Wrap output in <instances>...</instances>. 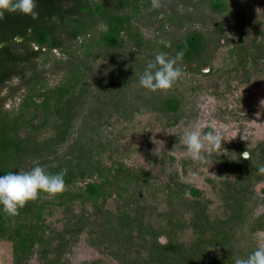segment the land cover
Returning a JSON list of instances; mask_svg holds the SVG:
<instances>
[{
	"label": "rangeland",
	"instance_id": "1",
	"mask_svg": "<svg viewBox=\"0 0 264 264\" xmlns=\"http://www.w3.org/2000/svg\"><path fill=\"white\" fill-rule=\"evenodd\" d=\"M239 1L247 10L240 19L229 22L234 30L226 18L210 14L206 3L193 13V21L180 23L177 21L185 20L182 14L171 23L162 12L155 14L151 4L142 6L132 19L124 48L93 62V71L101 63L107 65L102 85L111 88L105 89L98 101L107 100L108 109L106 105L93 109L101 125L92 138L103 149L104 164L111 163V154L122 165H114L111 194L98 202L100 214L87 219L85 229L62 253L61 262L127 264L123 260L131 257L133 264H140V257L148 253L145 242H137L121 257L106 245L108 232L101 222L116 215L123 201L129 202L130 210H139L136 214L142 223L138 230L147 239L156 238L163 244L173 239L164 253H172L175 242L179 245L176 249H190V258L176 264H207L210 253L217 264H235L264 244V0ZM169 3L164 7L170 8ZM194 28L202 29L209 40V64L198 68L197 62L190 67L179 61L184 75L173 89L153 93L142 88L140 76L156 54L166 53L163 44L169 45ZM113 69L117 71L112 74ZM98 78L94 76V84ZM54 80L56 76L50 82ZM17 83L14 79L10 85ZM21 91L5 103L10 114L20 105ZM167 97L179 100L177 110L164 109ZM92 108L91 103L83 107L75 126L81 129L83 144L90 141L84 116ZM49 126L46 124L39 133L48 134ZM193 129L218 131L225 137L223 149L207 154V163L192 161L179 139ZM25 134L35 135L30 129ZM70 141L68 138L60 148L59 156L67 155ZM131 173L135 176L132 182L128 180ZM82 183L78 180L75 185ZM123 183L131 187L126 198L115 191ZM191 189L200 194L193 196ZM50 200L43 224L59 230L65 220L63 206ZM72 207L75 214L81 209L85 214L93 210L89 203L82 207L79 199ZM231 214V219L223 220ZM0 264H14L11 241L0 240ZM29 264H40L37 254H32Z\"/></svg>",
	"mask_w": 264,
	"mask_h": 264
},
{
	"label": "trees",
	"instance_id": "2",
	"mask_svg": "<svg viewBox=\"0 0 264 264\" xmlns=\"http://www.w3.org/2000/svg\"><path fill=\"white\" fill-rule=\"evenodd\" d=\"M169 1H163V6L154 13L162 12L171 23L181 14L185 20L178 23L193 21V13L199 11L203 3L207 4L210 14L226 18L228 24L240 19L247 10L239 0H172L171 4ZM168 3L170 8H165ZM36 4L39 16L35 20L20 13H6L5 19L0 20V175L30 171L36 165L52 174L67 169L64 177L66 191L48 199H43L47 194L41 193L39 199L29 202L15 217L8 216L0 206V240L11 241L14 264H29L33 253L37 254L40 264H64L61 262L62 253L85 229L87 219L100 214L97 212L98 202L111 194L109 188L116 168L114 165H122L111 154L108 155L111 163L104 164L101 161L103 149L94 144L92 138L95 129L101 125L94 107L104 108L106 105L108 109L109 105L107 100L98 102L107 89L102 85V77L108 67L101 63L93 71V62L101 55L107 56L124 48L132 19L142 6L151 4V0H36ZM229 27L235 29L230 24ZM182 34L169 45L163 44L165 52L169 56L182 52L181 64L197 62L198 68L209 64V40L203 30L194 28ZM116 71L113 69L111 73ZM93 75L99 76L95 84ZM53 76L56 81L52 83ZM14 79L18 80L17 85H10ZM107 79L110 83L109 77ZM21 88L20 105L10 114L5 103ZM88 97L93 99L89 101ZM87 103L93 105L84 116L89 132L86 137L90 141L83 144L81 129L75 126ZM163 105L164 109L175 111L179 100L167 97ZM106 116L108 119L109 114ZM46 124H50V132L42 135L39 130ZM29 129L35 133L34 137L25 134ZM68 138L71 141L67 155L59 156L60 148ZM133 175L128 176L130 182L135 178ZM92 176L98 178L91 179ZM78 180L83 183L75 185ZM115 191L120 198H126L131 187L129 183L118 184ZM190 191L193 196L200 194L197 189ZM50 199L63 206L65 220L59 230L48 229L43 224ZM77 199L82 207L91 204L93 210L85 214L81 209L75 214L72 206ZM129 207V202L123 201L115 211L116 215L112 218L106 216L101 222L108 232L106 245L117 257L128 255L130 247L137 242H145L149 246L148 253L140 257V264H176L190 258V249H176L179 247L176 242L173 248L178 253H174V249L172 253H164L171 248L172 238L167 244L156 238L153 241L147 239L138 230L142 223L136 214L139 210L132 211ZM232 214L223 220L231 219ZM141 230L145 232L146 227ZM226 242L225 251L229 249ZM212 255L207 254V264H217L218 260ZM125 258L123 263L133 264L134 259ZM219 261L223 262L224 258Z\"/></svg>",
	"mask_w": 264,
	"mask_h": 264
},
{
	"label": "clouds",
	"instance_id": "3",
	"mask_svg": "<svg viewBox=\"0 0 264 264\" xmlns=\"http://www.w3.org/2000/svg\"><path fill=\"white\" fill-rule=\"evenodd\" d=\"M151 6L159 9L163 6V0H151ZM6 13H20L33 20L39 16L36 0H0V20L5 19ZM182 56V52H178L175 57L164 52L156 54L154 61L146 65L140 76V86L153 93L173 89L184 75L178 64ZM261 103L264 104V101ZM179 139L192 161L201 164L207 163V154L223 149L222 142L225 141V137L218 131L202 133L198 129L186 131ZM66 174L67 169L52 174L36 165L30 171L0 175V206L8 216H18L20 210L29 202L39 199L41 193L54 198L66 191ZM235 264H264V244L259 245L246 259H237Z\"/></svg>",
	"mask_w": 264,
	"mask_h": 264
}]
</instances>
